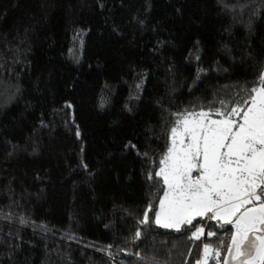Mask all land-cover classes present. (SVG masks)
<instances>
[{
    "label": "trees",
    "instance_id": "16d2710c",
    "mask_svg": "<svg viewBox=\"0 0 264 264\" xmlns=\"http://www.w3.org/2000/svg\"><path fill=\"white\" fill-rule=\"evenodd\" d=\"M262 74L264 0H0V264H224L233 226L154 223L156 173Z\"/></svg>",
    "mask_w": 264,
    "mask_h": 264
},
{
    "label": "snow or ice",
    "instance_id": "6c2138e0",
    "mask_svg": "<svg viewBox=\"0 0 264 264\" xmlns=\"http://www.w3.org/2000/svg\"><path fill=\"white\" fill-rule=\"evenodd\" d=\"M250 91L246 108L238 105L228 115L217 111L223 119L205 111L184 115L171 129V147L156 173L167 190L154 223L177 232L197 217L221 228L234 225L228 255L236 264H264V74ZM202 235L203 227L193 232L195 239ZM203 253L197 264L221 255L208 244Z\"/></svg>",
    "mask_w": 264,
    "mask_h": 264
},
{
    "label": "rangeland",
    "instance_id": "374dc122",
    "mask_svg": "<svg viewBox=\"0 0 264 264\" xmlns=\"http://www.w3.org/2000/svg\"><path fill=\"white\" fill-rule=\"evenodd\" d=\"M201 111H205V112H209L210 113V115H211V119H215V120H219V119H223V118H218L217 116H214V115H212L211 114V112L210 111H206V110H200V111H193V112H190V113H199V112H201ZM235 119H237V120H239V117H236ZM193 175L195 176L196 175V173H193ZM166 190H167V187H166ZM165 190V191H166ZM162 199H163V197H162ZM206 218V217H205ZM205 218H201V217H197L196 219H205ZM195 219V220H196ZM194 220V221H195ZM193 221V222H194ZM214 221V223L217 225V226H219V224L217 223V221H215V220H213ZM157 225V224H156ZM158 227H161V226H159V225H157ZM186 225H183V226H181V228H183V227H185ZM227 226V225H226ZM198 227H203L204 228V235H205V232H206V226L204 225V223H200V224H198L197 226H196V228H198ZM162 228V227H161ZM212 228H214V227H212ZM170 229V228H169ZM196 230V229H195ZM195 230H193V232L195 231ZM233 230H234V232H235V228H234V225H233ZM215 232L216 233V235L219 233L218 232V230H217V228H214V229H210L209 230V232ZM193 232H192V236H193ZM234 232H233V235H234ZM204 235H202V236H204ZM215 235V236H216ZM201 236V237H202ZM211 248H213V249H217V248H215L214 247V245H212V244H208ZM219 251H220V249H218ZM221 258V257H220ZM219 258V260H216V259H213V258H210L209 259V261H208V264H222V261H221V259ZM203 259H204V253L202 252L201 253V258H200V261H203Z\"/></svg>",
    "mask_w": 264,
    "mask_h": 264
},
{
    "label": "water",
    "instance_id": "95a60500",
    "mask_svg": "<svg viewBox=\"0 0 264 264\" xmlns=\"http://www.w3.org/2000/svg\"><path fill=\"white\" fill-rule=\"evenodd\" d=\"M230 246H231V244H230ZM230 246H229V247H230ZM226 260H228V261H229V264H236V262H235V261H231V259H230L229 255H228V252H227V254H226V257H225V259H224V262H225Z\"/></svg>",
    "mask_w": 264,
    "mask_h": 264
},
{
    "label": "crops",
    "instance_id": "0c3cea01",
    "mask_svg": "<svg viewBox=\"0 0 264 264\" xmlns=\"http://www.w3.org/2000/svg\"><path fill=\"white\" fill-rule=\"evenodd\" d=\"M218 118H223V117H218Z\"/></svg>",
    "mask_w": 264,
    "mask_h": 264
}]
</instances>
